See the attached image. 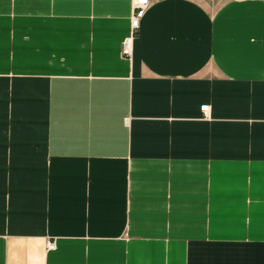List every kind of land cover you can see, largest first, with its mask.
I'll return each mask as SVG.
<instances>
[{"label":"crops","instance_id":"1","mask_svg":"<svg viewBox=\"0 0 264 264\" xmlns=\"http://www.w3.org/2000/svg\"><path fill=\"white\" fill-rule=\"evenodd\" d=\"M132 2L0 0V264H264V0Z\"/></svg>","mask_w":264,"mask_h":264},{"label":"built area","instance_id":"2","mask_svg":"<svg viewBox=\"0 0 264 264\" xmlns=\"http://www.w3.org/2000/svg\"><path fill=\"white\" fill-rule=\"evenodd\" d=\"M149 6V0H133L132 14L130 17V34L124 39L121 45V54L125 58H129L132 53V43L136 32L138 31L140 21ZM204 117H207L208 106L200 108ZM48 248H53L51 243H47Z\"/></svg>","mask_w":264,"mask_h":264},{"label":"rangeland","instance_id":"3","mask_svg":"<svg viewBox=\"0 0 264 264\" xmlns=\"http://www.w3.org/2000/svg\"><path fill=\"white\" fill-rule=\"evenodd\" d=\"M49 243H51V244L54 246V243H53V242H49ZM171 244H176V245H178V244H180V243L175 242V243H171ZM46 246H47V244H46ZM153 247H154V249H155L154 251L157 253L156 249L159 250V248L161 247V245L158 244V243H155V244L153 245ZM47 248H48V246H47ZM146 249H149V248L146 247ZM146 249L144 248L143 263H142V262L140 263L139 260L136 259V258H135V259L132 258V264H146V263H147L146 257L148 258V254H149V253H147ZM117 251H118V252H122V251H120V250H117ZM115 253H116V252H115ZM138 253H140V251H139ZM116 254H117V253H116ZM132 254H134V251L132 252ZM124 262H127V264H129L128 259L125 260V258H122V259H121V263H124ZM174 264H179V260L176 259V261L174 262Z\"/></svg>","mask_w":264,"mask_h":264}]
</instances>
